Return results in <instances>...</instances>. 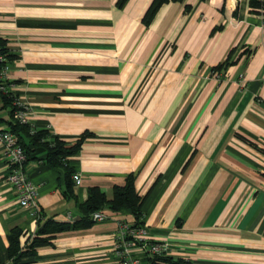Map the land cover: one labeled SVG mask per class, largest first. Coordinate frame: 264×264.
<instances>
[{
    "label": "crops",
    "instance_id": "0c3cea01",
    "mask_svg": "<svg viewBox=\"0 0 264 264\" xmlns=\"http://www.w3.org/2000/svg\"><path fill=\"white\" fill-rule=\"evenodd\" d=\"M150 1L0 0L3 84L27 108L24 126L65 147L86 134L62 166L39 148L25 162L38 219L0 158V264L10 231L23 247L46 220L76 222L88 189L109 201L128 175L145 237L167 256L264 264V0L256 12L247 0H167L144 23ZM9 121L0 110V131ZM103 213L53 234L31 264H118L117 221L133 217Z\"/></svg>",
    "mask_w": 264,
    "mask_h": 264
},
{
    "label": "trees",
    "instance_id": "16d2710c",
    "mask_svg": "<svg viewBox=\"0 0 264 264\" xmlns=\"http://www.w3.org/2000/svg\"><path fill=\"white\" fill-rule=\"evenodd\" d=\"M126 0H117L116 5L121 7ZM167 0H151L147 6L142 21L146 23L154 14L156 9L165 3ZM181 1V0H175ZM201 1V0H198ZM248 7L253 11H258L262 4L260 0H247ZM0 54L4 58V63H0V69L2 65H6L8 55L5 48L0 42ZM231 51L227 54L224 61L216 65L212 71H221L225 67L231 64L230 61ZM3 81L0 80V85ZM9 94H3L0 92V110L7 109L8 117L11 121L9 124V133H12L17 138V143L22 149L26 161L31 154L39 148L44 154L42 163L49 167L62 166L66 159L76 153L81 141L86 137V134H81L74 145L65 147L63 142L57 139L49 140L45 132H32L27 130L24 125H19L13 118V111L15 110L12 105ZM26 139V142L23 140ZM72 175V174H71ZM142 198L138 197L134 192L133 178L128 175L124 179V183L120 187L112 188L111 200L106 201L104 196L98 192L95 188L87 190L86 199L82 204L77 206L80 218L78 221L71 224L68 223H56L50 220H46L35 232L29 240L25 241L23 247L19 245L20 232L12 230L6 236V257L8 264H31L34 258L35 249L38 247L46 246L50 244V240L53 234L60 233L68 230H84L88 229L95 222L91 220V214L97 211H108L110 213L126 212L133 217V228L141 227V213L140 204ZM142 264H194L193 262L182 259L172 258L167 255L161 256H142Z\"/></svg>",
    "mask_w": 264,
    "mask_h": 264
},
{
    "label": "built area",
    "instance_id": "2783aa9c",
    "mask_svg": "<svg viewBox=\"0 0 264 264\" xmlns=\"http://www.w3.org/2000/svg\"><path fill=\"white\" fill-rule=\"evenodd\" d=\"M0 63H4V58L0 54ZM7 66L4 64L0 69V80H4ZM9 85H0V92L8 93ZM15 110L13 111V119L19 125H26L27 108L16 101L13 102ZM0 158L6 166V174L3 181L8 185L17 200L18 206L27 211L29 216L38 219L40 212L36 205V190L34 185L28 180L23 166L26 157L17 143L14 134L8 131H0ZM70 179L74 186L80 182L78 173H72ZM107 216L100 211L91 214V220L101 222ZM115 241L117 243L114 257L118 264H141L142 256H161L166 255V245L156 241L147 240L143 227L133 228L123 219L117 221V230L115 233Z\"/></svg>",
    "mask_w": 264,
    "mask_h": 264
}]
</instances>
